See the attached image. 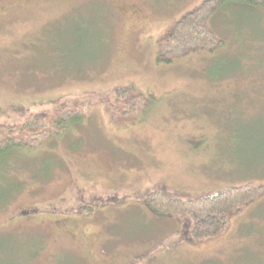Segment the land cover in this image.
<instances>
[{"label":"rangeland","instance_id":"374dc122","mask_svg":"<svg viewBox=\"0 0 264 264\" xmlns=\"http://www.w3.org/2000/svg\"><path fill=\"white\" fill-rule=\"evenodd\" d=\"M204 0H0V138L59 106L91 112L0 154V264H264V196L194 242L156 191L264 186V5L222 4L224 45L159 63V41ZM116 88L147 105L124 126Z\"/></svg>","mask_w":264,"mask_h":264},{"label":"trees","instance_id":"16d2710c","mask_svg":"<svg viewBox=\"0 0 264 264\" xmlns=\"http://www.w3.org/2000/svg\"><path fill=\"white\" fill-rule=\"evenodd\" d=\"M236 2L248 6H263L264 0H204L198 7L183 15L159 41L157 61L171 63L174 59L195 51H214L224 43L211 27V17L224 3ZM108 112L117 126H124L147 105V98L132 95L127 88H116L108 98ZM91 112L89 103L59 106L48 114L29 117L16 126H6L0 138V154L10 148H35L67 129L68 122L79 121ZM174 194V193H173ZM164 191L147 196V206L165 217L187 218L191 225L188 238L194 242L216 238L226 233L230 219L241 214L249 205L264 196V186L248 183L216 194L205 196L182 195L181 198Z\"/></svg>","mask_w":264,"mask_h":264}]
</instances>
